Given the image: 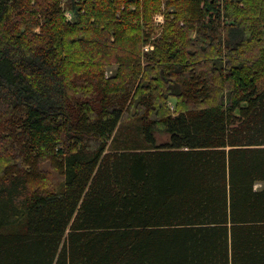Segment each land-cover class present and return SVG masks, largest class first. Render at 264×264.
Masks as SVG:
<instances>
[{
    "label": "trees",
    "instance_id": "1",
    "mask_svg": "<svg viewBox=\"0 0 264 264\" xmlns=\"http://www.w3.org/2000/svg\"><path fill=\"white\" fill-rule=\"evenodd\" d=\"M61 4L0 0V264H264V0H168L143 59L162 0Z\"/></svg>",
    "mask_w": 264,
    "mask_h": 264
},
{
    "label": "rangeland",
    "instance_id": "2",
    "mask_svg": "<svg viewBox=\"0 0 264 264\" xmlns=\"http://www.w3.org/2000/svg\"><path fill=\"white\" fill-rule=\"evenodd\" d=\"M167 1L168 0H162L161 8L157 12V14L158 13L164 14V16H165L164 24L161 26H156V23L154 21V16L156 15V13L154 14L153 19H152V23H151L152 32H151L150 38L148 39L147 44H152L154 46V50L156 47L155 43L162 37V34L164 32V29H165V26L167 23V14H169V13L171 14L174 11V7L167 9V6H166ZM70 7H71V0H62L61 9H62L63 14L66 11H71ZM36 32H38V31L36 30ZM147 44H145L144 46H146ZM153 51L145 52L144 47H143L142 59L145 58L146 54H150ZM118 68H119V65H117V64H113V65L107 67L106 78L108 79L111 77H115L118 73ZM263 86L264 85L260 86V88H262ZM170 105L172 106V103H170ZM2 133L5 134V131H2ZM142 140H144V135H143L141 121H139L138 119L127 120L124 123H122L120 129L117 130L115 132V134L113 135L109 145H107V147H106L105 154L128 152V151H131L133 149L134 150H137V149L143 150V149L147 148L148 145L146 143L142 142ZM156 141H157L158 145H165L168 142V136H166L165 134H157L156 135ZM57 154L59 155L58 158L61 161H64L65 156L60 155V153H58V152H57ZM65 190H66V187L63 185V186H61L59 193L65 191Z\"/></svg>",
    "mask_w": 264,
    "mask_h": 264
},
{
    "label": "built area",
    "instance_id": "3",
    "mask_svg": "<svg viewBox=\"0 0 264 264\" xmlns=\"http://www.w3.org/2000/svg\"><path fill=\"white\" fill-rule=\"evenodd\" d=\"M65 15V21L67 23H72L74 22V15L72 11H66L64 13ZM154 21L156 23V26H161L164 24L165 22V16L162 13H158L154 16ZM154 50V46L152 44H147L146 46H144V51L145 52H151Z\"/></svg>",
    "mask_w": 264,
    "mask_h": 264
}]
</instances>
